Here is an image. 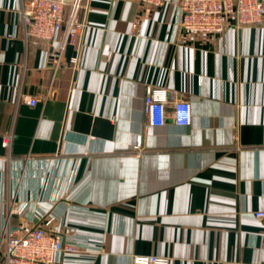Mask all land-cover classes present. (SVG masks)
I'll use <instances>...</instances> for the list:
<instances>
[{
    "label": "crops",
    "instance_id": "0c3cea01",
    "mask_svg": "<svg viewBox=\"0 0 264 264\" xmlns=\"http://www.w3.org/2000/svg\"><path fill=\"white\" fill-rule=\"evenodd\" d=\"M176 3L86 0L60 51L0 0V232L51 219L78 248L61 264H264V23L182 43ZM149 88L186 99L190 124L146 127Z\"/></svg>",
    "mask_w": 264,
    "mask_h": 264
},
{
    "label": "built area",
    "instance_id": "2783aa9c",
    "mask_svg": "<svg viewBox=\"0 0 264 264\" xmlns=\"http://www.w3.org/2000/svg\"><path fill=\"white\" fill-rule=\"evenodd\" d=\"M86 0H19L18 14L23 28L24 40L40 41L46 45L61 33L59 50L75 46L85 23L79 20V11ZM144 8L145 14L156 10L163 0H133ZM176 26L179 40L184 43L198 36L223 35L231 25L259 26L264 23V0H177ZM36 97L26 98L34 106ZM146 127L162 126L167 118L176 126H188L191 121L189 102L177 92L163 88H149L143 99ZM7 147L9 140L2 141ZM50 168L44 177H49ZM264 220V211L254 214ZM51 219L44 218L22 233L10 228L0 232V255L3 264H61L66 254L78 252L77 246L67 244L59 233L46 230ZM131 264H170L168 257L156 255H133Z\"/></svg>",
    "mask_w": 264,
    "mask_h": 264
}]
</instances>
